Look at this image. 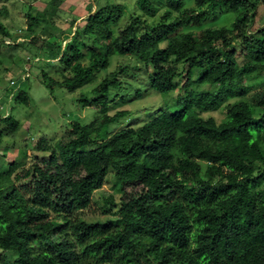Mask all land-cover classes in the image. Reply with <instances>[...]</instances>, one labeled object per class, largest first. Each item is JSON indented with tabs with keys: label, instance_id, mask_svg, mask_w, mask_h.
<instances>
[{
	"label": "trees",
	"instance_id": "1",
	"mask_svg": "<svg viewBox=\"0 0 264 264\" xmlns=\"http://www.w3.org/2000/svg\"><path fill=\"white\" fill-rule=\"evenodd\" d=\"M183 1L165 0L159 12L151 0H136L152 20L131 13L116 34L126 10L120 3L89 0L83 23L72 20L60 33L50 28L59 23V0H42L54 7L28 16L21 46L28 70L2 90L9 108L12 101L29 104L31 66L40 84L69 92L90 83L113 55L149 64V87L164 95L173 90L178 63L186 65L185 82L174 109L158 108L141 126L109 131L129 115L118 110L88 124L70 122L58 141L23 144L28 161L0 169V264H264V89L244 99V80L264 77V24L251 29L264 0H208L207 10L204 0H185L195 3L191 8ZM220 8L235 14L230 26L187 30ZM0 34L8 35L1 21ZM143 43L154 51L143 56ZM118 86L111 72L81 93L78 105L104 108ZM231 98L237 100L225 105L220 122L201 116ZM4 112L0 146L20 128L6 105ZM109 170L114 193L102 194L108 216L85 218ZM159 192L170 201L146 202Z\"/></svg>",
	"mask_w": 264,
	"mask_h": 264
},
{
	"label": "rangeland",
	"instance_id": "2",
	"mask_svg": "<svg viewBox=\"0 0 264 264\" xmlns=\"http://www.w3.org/2000/svg\"><path fill=\"white\" fill-rule=\"evenodd\" d=\"M59 1L61 2L57 11L59 23L55 27L50 26L52 31L55 29L57 33L64 32L72 20H75L76 24L83 23L82 19L87 16L86 10L89 8V0ZM151 2L157 5L159 12L163 11L165 0H151ZM183 2V8L195 7L194 2L185 0ZM113 3H120L126 7L119 22L113 26L112 31L115 34L129 24L131 13L140 14L141 19L146 20L147 23L152 20L151 17L142 13L136 0H95V2H92L93 6L94 4L110 5ZM208 3V0H204L203 10L208 9ZM1 7H4L5 10L0 13V21L5 26L8 35L3 37L0 34V114L4 112L7 104L8 111L19 121L20 128L14 135L3 138V143L0 146V169L7 168L13 160L18 162L28 161L31 151L28 150L27 154L23 156L20 152L23 144L32 145L40 138L44 139L43 142L60 140L66 129L69 128L70 122L77 121L84 125L103 114L111 115L118 110H128L129 115L126 118L109 127V131L115 132L127 126H141L150 120L160 107L165 106L171 111L174 109L176 95L185 82V64H176L179 76L175 79L173 90L164 95L149 87L148 75L151 70L149 64L141 63L133 57L118 55L111 56L109 58V66L96 72L90 83L73 92H69L61 86H53L51 90L46 88L38 80L39 70L31 66L28 80L29 104H18L12 101L11 108H9L10 102L3 95L2 90L5 92L9 91L11 89L8 85L9 80L19 74L24 67L26 70L28 69V65L21 61V57L27 55L26 50L21 48V46L26 42L22 41L28 16L31 13L43 12L45 9L50 10L54 6H52L51 2L44 4L42 0H0ZM47 12L46 20L53 23L52 21L55 20L52 16L53 14L49 11ZM234 18L235 14L233 12L220 8L214 14L202 19L198 25L190 24L187 30L198 31L211 26L227 27L230 26ZM156 23H158L157 19L155 20ZM263 24L264 4H259L255 9V16L251 20V29L255 30ZM157 25L155 26L157 27ZM136 28L142 30L140 26ZM36 30L38 31L39 28H36ZM147 31H151V28H148ZM16 42H19L18 45H16ZM27 42L29 49L34 50L36 48L32 42ZM63 44L64 41H62V46ZM164 45V42L160 43L161 47H164ZM15 46L16 49H13L12 47ZM154 49L143 43L141 50L143 56H145L146 53H152ZM53 64H55V61ZM53 64L50 65L54 69L56 67ZM40 65L43 66L45 64L40 63ZM111 72L117 73L119 86L110 90L105 107H80L77 101L79 95L88 92L99 80ZM244 82L249 89L244 97L247 101H250V96L253 92L264 89V77L262 75L252 74ZM25 87L27 86L24 85L23 88ZM236 100V98H231L214 111L202 113L201 116H211L218 123L224 118L225 105ZM113 184V173L109 170L101 188L93 193L89 206L82 211L81 214L85 218H105L108 216V213L103 212L106 202H104L102 194H113ZM115 197L117 196L115 195ZM169 201L170 197L166 195V192L153 193L146 197V202L152 205L166 204Z\"/></svg>",
	"mask_w": 264,
	"mask_h": 264
},
{
	"label": "built area",
	"instance_id": "3",
	"mask_svg": "<svg viewBox=\"0 0 264 264\" xmlns=\"http://www.w3.org/2000/svg\"><path fill=\"white\" fill-rule=\"evenodd\" d=\"M27 70H28V69H27ZM27 70H26V71H27ZM12 83H13V82H11V84H12ZM6 106H7V104H6ZM6 114H7V112L5 111L3 116H5Z\"/></svg>",
	"mask_w": 264,
	"mask_h": 264
}]
</instances>
